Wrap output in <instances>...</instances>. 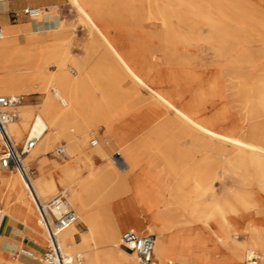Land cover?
I'll use <instances>...</instances> for the list:
<instances>
[{"label":"bare ground","instance_id":"bare-ground-1","mask_svg":"<svg viewBox=\"0 0 264 264\" xmlns=\"http://www.w3.org/2000/svg\"><path fill=\"white\" fill-rule=\"evenodd\" d=\"M69 1L84 16L91 43L103 47L100 61L92 69V74L103 79L101 102L89 95L81 96L78 83L72 81L60 64L55 63L62 53L69 57L68 48L60 44L49 45L41 40L50 35L56 40L68 37L55 13L58 5L45 7V2L35 0L39 3L40 13L32 18L40 28L36 31L31 27L20 30L25 35L24 45L19 44V31H7L0 22L3 30L0 38V95L47 93L41 111L34 116L28 129L22 116L19 124L12 120L6 126L8 135L17 144L25 136L24 141L27 137H38L36 147L22 158L24 168L28 171L25 163L47 153L50 142L61 136L68 139L72 152L77 155L68 163H57V168L49 175L31 177L28 174L32 188L26 185L20 172H12L6 177L7 172L0 170V200L3 203L0 218L9 215V208L15 202L36 217L35 195L44 201L54 196L61 186L67 202L89 227L75 245L68 243L77 230L74 224L57 234L64 264H137L130 259L134 253L119 246L118 233L114 241L104 245L96 224L104 217L101 208L122 193L128 177L140 170V152L134 143L122 147L119 153L126 161L125 170L111 161L120 171H128L127 175H120L109 161L96 168L95 164L87 161L90 153L102 157L106 155V149L97 139H92L89 141L94 148L84 152L87 146L84 127L78 131L82 137L62 127L63 121H73L76 117L94 116L97 123L105 127L104 138L116 139L119 147L139 133L144 138H151L152 148L159 152H172L179 147L163 144L167 135L182 141L183 152H230L226 166L237 172L242 182L255 183L257 189L264 193V46L257 37L248 38L244 33L242 23L248 16L244 15L248 0ZM258 2L264 5V0ZM6 3H0L1 10ZM249 20L260 21L264 25V17L257 14ZM43 22L50 29L42 30ZM9 34H13V38ZM94 45L89 46V55ZM198 45L214 53L216 68H209L207 73L191 59V47ZM50 60L56 67L51 70L53 73L46 72ZM247 67L254 71L249 73ZM84 76H88V71ZM233 76L244 77L243 82L247 79L251 84L254 94L248 95L247 101L254 97L260 102V105L248 103L247 110L241 114V122L230 118L231 106L225 98L232 80L229 77ZM51 87L53 90L49 94ZM163 163L167 167L179 164L171 156ZM85 168L88 176H84ZM210 168V160L205 159L194 178V193H198V186L217 179ZM183 177L181 183L186 184L190 177L188 174ZM178 193L184 200L185 192ZM207 193L199 191L200 197L197 195L188 205L184 200L186 211L199 221H218L224 233L222 239L243 250L245 260L256 258L257 264H264V197L235 192L231 199L224 197L218 200L211 194L208 197ZM238 218L244 222L242 226L236 223ZM134 219L136 227L130 229L140 234H153V229L142 227L141 220L135 216ZM114 222L117 226L116 217ZM21 224L25 225L24 222ZM39 226L43 233L45 228L40 222ZM170 227L160 224L157 230L162 234V230ZM244 232L248 234L247 241L239 239ZM46 240L48 245L47 234ZM91 245L94 247L90 248ZM186 254L180 247L168 245V238L164 236H159L154 242V257L158 260L155 264H185ZM167 255L170 260H167ZM31 259L45 264L35 253ZM2 261L17 264L9 256H0V264Z\"/></svg>","mask_w":264,"mask_h":264},{"label":"rangeland","instance_id":"rangeland-1","mask_svg":"<svg viewBox=\"0 0 264 264\" xmlns=\"http://www.w3.org/2000/svg\"><path fill=\"white\" fill-rule=\"evenodd\" d=\"M39 1L46 2V0H39ZM248 1L249 2L244 12V15H248V16L245 17V19L243 20L244 22L242 23L244 27V33H246V37L248 38L257 37L261 45L264 46V25H261L260 21L259 22L258 21L251 22L250 20L248 21L249 17H255L256 14L260 16V18L264 17V5H261L258 2V0H248ZM25 2L26 0H23L21 2L16 3L15 5L13 3H8L7 8L5 10L0 9V14L4 13L5 11H10L12 8H14L15 10L17 9L18 6H20L21 3H25ZM257 3L259 5H255ZM48 4L58 5L56 9L57 11L55 13L58 15L57 18L59 19V23L62 24V26L64 27L63 30L68 36L66 39L56 40L54 44L56 45L60 44L63 48L66 49L68 48L69 57H67L62 53L57 57L56 59L57 62L55 63L60 64V66L67 71L72 81H76L78 83L77 87L79 89V93L81 96L89 95L92 96L94 99L100 101L103 95V89H102L104 87L102 81L103 79L92 74V71L95 69L94 68L95 65H97L98 62L100 61V52L103 47L100 44L94 45V43H91L92 39L89 34V29L84 23V16H82L79 13V10L76 5L72 4L69 0H56L54 2H48ZM124 12L126 13L127 11ZM31 33L33 35L34 32ZM41 35L44 36L45 34L41 33ZM23 36L25 35L23 34ZM90 45H94L93 48L94 50L89 55L88 49L91 47ZM72 50L78 52L79 54L72 55L71 53ZM190 55L193 63L197 66H200L204 70V72L207 73L208 70H210L209 68H216V65H214L215 57L213 50H210L209 48L201 45L192 46ZM48 64L49 65H47L46 67V72L53 73L51 72V70H53V68L54 70L56 69L54 63L51 61ZM246 70H249L248 71L249 73L254 71L253 68L250 67H247ZM87 71H88V76H84V74ZM229 80H231V84L229 88H227V91L225 93V98L226 101H228V104L231 106L230 118H232V120L241 122L242 120L241 114L247 110L248 103L253 102L255 105L258 104L260 105V102H258L254 97L251 98V100L247 101L248 98L247 96L248 95L252 96L254 94L252 90L253 88H251V84L247 82V79L245 83L243 82L244 77L234 78L233 76V77H229ZM52 90L53 89L51 87V89L48 91L49 94L52 93ZM143 92L146 93L145 91ZM46 95L47 93H42V92L39 93L35 92L27 95L22 94L21 96L23 101L17 108L18 117L17 119L13 120V122L19 124L21 122L19 120L20 116H22L23 118H25L24 120L26 124V129H28L32 123L34 116L41 111L42 102L45 100ZM39 100L40 102H38ZM96 111L97 109L95 110V113ZM97 121L98 120H96L94 116L84 119H82L81 117H76L74 118L73 121L70 119L63 121L62 127L65 129V131L66 130L74 131L75 133L77 132V134L81 136L82 133L78 131L83 126L84 129L86 130L84 134H86L87 136V146L84 147V152H88L92 148H94V145H92L89 140L97 139L98 142L107 151L106 155L102 156L103 159H106L110 163L112 162L111 160H109L110 158L109 156L113 152L117 150L120 151L122 147L126 148V144L134 143L137 146V152H140L138 157L142 158L141 159L142 166L140 170H137L135 172V175L140 173L143 176H148V179H150L149 181H151L152 186H155V188H158L159 190H166L170 192L173 196H175L172 199H167L166 201H164L163 210L161 212L158 211L154 217L156 220H161V219L163 220V223L158 222L159 224L172 227L166 230L169 231L168 245H171V247L172 246L176 247L175 239L172 238V236L170 237L174 226L180 223L177 221L176 218L190 217L196 220L194 215L192 214L190 215V213L186 211V203L184 202V200L187 201V205H188L190 201H192L193 199H195V197H197L199 191L201 190L208 191L207 193L208 197H210L211 194L214 195V197L217 198L218 200H222L224 197L231 199V197L235 194V192H243L245 194L249 193L253 197H257V198L260 196L264 197V193L260 192L257 189L255 183L242 182L241 179L237 176L236 174L237 172L235 173L234 170L231 169V167L226 166L229 156L231 155L230 152H183L184 145L182 141L176 138L174 139L173 136H169V135L163 138L162 143L168 145L173 144L172 146L175 145V147L178 146L179 147L177 149L175 148L172 152H159L158 149L155 150L152 148L153 140L151 138H144L139 133L132 135L124 145L119 147V145L115 142L116 139L110 138L111 140H107L104 138L105 130L103 131L100 137L101 139L98 138L97 129L104 126L99 125ZM25 137H23L22 141H20L18 144L13 141V143L16 145L17 148L21 144H23ZM0 144L2 146V143ZM36 145L37 144H35L33 148H35ZM58 145L64 146L67 157L64 156V158H57V155H55L54 152ZM1 146L0 148L2 149ZM45 155H48L51 158H57L59 161H62V162L53 161L54 168L51 171L47 172L48 175L51 174V172L55 171V169L57 168V163L65 164L73 160L75 157H77V155L75 156V153L72 152L71 147L69 146L68 139H66L63 136L54 139L53 141L50 142L48 146V152L45 153ZM90 155H93V153L91 152ZM170 156L174 159H177V162H179V164L171 167L165 166L163 161H165V158ZM85 159H87V157H85ZM205 159L210 160V167H211L210 169L213 171L214 175H216L217 179L215 181L213 179H210L208 181L209 183L208 182L203 183L202 186H198L197 188L198 191L196 190L198 193H194L195 192L193 191V188L195 186L194 178L197 176L200 169V165ZM87 161H91V157H89V160ZM25 164H26L25 167H28V174L31 177H36L37 175H47L46 173L43 172L42 167H39L40 174L35 173L33 169V166H35L33 159L28 160ZM113 166L120 175H127L128 171L122 172L118 168H116L114 164ZM125 169L126 168L122 170ZM14 172L17 171L14 170ZM83 172H84V176H88L89 173L87 169L86 171ZM186 174H188L190 178L186 184H182L181 179L184 178L183 176ZM130 178L131 177H128V179L126 180L125 187L121 191L122 193H119L118 196H114L107 204V209L110 212L113 211L114 214L118 215L121 218H125V217L129 218L134 216L138 217L137 215L139 213L142 214L148 213L152 211L153 207L156 206L155 202L157 201V198L154 197L153 199H151L150 197H148L149 194L146 192L148 190L146 186L142 184L132 185L129 183ZM209 187L211 188L209 189ZM62 188L63 187L59 186L56 192L59 193V191H61ZM179 191L185 192L186 196L184 200L178 193ZM48 199L50 198H46L44 199V201ZM224 208L225 210H227L226 205L224 206ZM36 211L37 210L35 208L34 213L36 217L39 219L38 212ZM101 211L102 213L104 212V207L101 208ZM82 222H84L85 226L82 224ZM201 222L208 223L204 221ZM216 222L218 223V221ZM74 225L77 230H75L74 232L73 240L72 241L68 240V243L70 245H75L74 244L75 242H80L82 240L83 231L89 230L87 222L83 220L82 217L80 218L78 217V223ZM148 226L151 229H153L154 232H158L157 230L158 225L149 224ZM145 228L148 229V227ZM122 230L118 233L119 235L121 234ZM101 232L103 233L106 232L105 227L101 229ZM244 233L245 234L239 236V239L247 241L249 238L248 234L246 232ZM42 234L46 237L45 231H43ZM142 234H146V233H142ZM26 236L27 234H25V237ZM217 239L222 245L226 246V248L234 252L233 255L235 260L239 262H243L241 264H246L245 262L246 260L243 256L244 253L243 250L235 248L234 246L230 245V241L229 240L225 241L224 239H222V236H217ZM112 240L113 241L115 240V235H113ZM31 241H33L36 244V240H31ZM109 242L110 241L104 242L105 243L104 245H106ZM22 246L23 245L21 244V242L18 243L15 251L9 254V257L13 262H17V260L15 259L17 258L16 254L19 252V249ZM46 247H47V243L45 244L44 248ZM92 247L94 246L91 245L90 248ZM30 250H34V249H30ZM33 252L35 253L36 257L42 256V254H40L39 252H35V251ZM238 254L241 255L240 258L238 257ZM134 255L131 254L130 259L137 264H142L136 260ZM37 264L40 263L37 262ZM185 264H187V261L185 262Z\"/></svg>","mask_w":264,"mask_h":264},{"label":"crops","instance_id":"crops-1","mask_svg":"<svg viewBox=\"0 0 264 264\" xmlns=\"http://www.w3.org/2000/svg\"><path fill=\"white\" fill-rule=\"evenodd\" d=\"M21 1L23 0H16V1L8 2V3H13L15 5L16 3L21 2ZM54 1L56 0H46L45 3L47 5L45 4L44 6L49 7L48 2H54ZM8 3H6L3 10L7 8ZM25 3L39 5V3H36L35 0H26ZM25 3H21L20 6L17 7V9H20ZM11 10H14V8H12ZM10 11H5L4 13L0 14V22L3 23L7 31H13V30L17 32L19 31L18 41L20 44L24 45L26 44V41L23 36V33L20 30L25 29V28H30V27L32 30H35V29L38 30L40 26H37L36 22L34 23L33 21L34 18H31L23 14L19 16L16 22H12L10 20V13H9ZM47 27H48V24L43 22V27L41 28H44V29L42 30H46ZM48 29L50 28L48 27ZM13 36H14L13 34H9L10 38H13ZM41 40L46 41L49 45H53L56 41L55 37L52 35L44 36L43 38H41ZM71 53L72 55L79 54L78 52H75L74 50H72ZM38 102H40V100ZM38 102H35V103H38ZM103 131H104V127H100L99 129H97L99 139H101L100 137ZM54 154L57 155V158H64V156L67 157L66 153L65 155H59L55 151ZM90 157H91V162L93 163V165L95 164L94 166L96 168L103 166L107 161L106 159H103V157L96 155V154L90 155ZM57 158H51L45 154L35 157L33 159V162L35 163V166H33L35 173L40 174L39 167H42L43 172L47 174V172L51 171L54 168L53 161H59ZM59 162H62V161H59ZM0 170H2L3 172H7L5 173L6 177H8L9 174L11 175V173L14 172V169H8V170L0 169ZM84 171H86V169H84ZM149 180L150 179H148V176H143L140 173H138L137 175H134L133 177L129 179V183L132 185L142 184L146 186V188L148 189L146 192L149 194L148 197H150L151 199H153L154 197L157 198V201L155 202L156 206L152 208V211L148 213H144V214L139 213L137 215L138 216L137 218L141 220L142 227L144 228L147 227L149 224L159 226L160 225L159 223H163L162 219L156 220L154 218L155 214H157L158 211L161 212L163 210L164 201L175 197L166 190H159L158 188H155V186H152V183ZM1 188H2V185H1V180H0V189ZM1 194L2 193L0 191V196ZM1 202L2 201L0 200V204H1L0 209L3 207V203ZM27 210L28 209L22 206L20 203L15 202L9 208V215H11L12 217L9 215L1 216L0 218V223H1L0 224V256L1 257L5 258L9 256L10 253L15 251L17 244L20 242L24 247L26 246V248L28 249H34L32 251L39 252L40 254L44 253V249H46L44 248V246L47 243L46 237L41 232L42 228H40L39 226L38 218L31 215ZM103 215H104L103 219H100L96 224V229H98L97 230L98 234L103 242L111 241L113 238V235H116V233H119L122 229H123L122 230L123 232L130 228L135 229L136 227V222H135L134 217L121 218L118 215H115L113 211L110 212L107 209V205L106 207H104ZM115 217L117 221V226L114 222ZM176 219L180 223L174 226L173 231H172V237L176 241V247L178 249L180 247L182 250H185V252L187 253L185 255L187 259V264H241L243 263V262H239L235 260L234 255H233L234 252L226 248V246L222 245L218 241L217 236H222L224 233L216 221H209L208 223H203L199 220H195L190 217L188 218L179 217ZM235 221L237 224L239 223L240 226L244 224L242 220L241 221L235 220ZM21 222H24L25 225L23 226ZM82 224L85 226L84 222H82ZM104 227L106 229V232L103 233L101 232V229ZM25 234H27L26 237H25ZM152 235L154 236V242H155V240L159 236H164L165 239H167L169 237V231L162 230V234H160L159 232H153ZM31 240H36V244ZM122 249L133 253L132 251H129L125 248H122ZM16 256L17 258L15 259L17 260V264H36L38 262L36 259H31L30 257L24 256L19 253H17ZM166 258L167 260H170L169 255H167ZM175 259L176 261H178V258H175ZM154 260H155V263H158V260L155 257H154ZM1 264H7V263L2 262Z\"/></svg>","mask_w":264,"mask_h":264},{"label":"built area","instance_id":"built-area-1","mask_svg":"<svg viewBox=\"0 0 264 264\" xmlns=\"http://www.w3.org/2000/svg\"><path fill=\"white\" fill-rule=\"evenodd\" d=\"M11 1L16 0H0V3ZM9 13L10 20L16 22L21 14L31 18L37 16L40 13V6L25 3L20 9L11 10ZM2 33V26L0 25V38ZM20 101H23L21 96L0 95V140L2 141L0 169H14L20 172L26 185L32 188L28 171L22 164V158L35 146L38 137H27L24 143L17 148L6 131L8 123L17 119L16 107ZM55 151L59 155H65L66 153L63 145H59ZM109 157L118 168L124 169L127 166L119 150L113 152ZM34 202L39 222L45 228L48 236V245L41 256L42 261L45 264H64L56 237L62 229L78 222V214L74 207L67 202L64 192L61 191L46 201H41L35 195ZM119 246L132 251L138 262L142 264H155L154 236L152 234H140L135 230L127 229L119 237ZM18 253L30 258L34 256L33 251L26 248V246H22ZM245 262L246 264H257V259L250 258Z\"/></svg>","mask_w":264,"mask_h":264}]
</instances>
